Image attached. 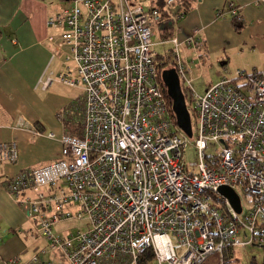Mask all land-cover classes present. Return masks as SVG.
<instances>
[{"label": "built area", "instance_id": "built-area-1", "mask_svg": "<svg viewBox=\"0 0 264 264\" xmlns=\"http://www.w3.org/2000/svg\"><path fill=\"white\" fill-rule=\"evenodd\" d=\"M132 1L70 0L48 17V26L63 30L49 39L63 62L40 84L82 87V134L64 132L59 159L19 171L6 189L60 253L56 264H140L146 250L153 259L141 264H207L213 254L217 264H228L235 247L264 243V70H237L235 79H220L199 95L172 38L171 67L188 84L197 116L192 141L170 116L152 41L153 26L176 0L162 8ZM226 9L239 14L234 3ZM196 33L186 40L192 49L199 47ZM56 118L62 122L63 113ZM16 127L39 135L23 117ZM191 141L197 159L185 162ZM17 157L16 141L0 142V162ZM222 185L236 193L239 187L251 207L245 212L241 203L236 212L218 191ZM65 219L83 220L86 228L54 232Z\"/></svg>", "mask_w": 264, "mask_h": 264}, {"label": "crops", "instance_id": "crops-1", "mask_svg": "<svg viewBox=\"0 0 264 264\" xmlns=\"http://www.w3.org/2000/svg\"><path fill=\"white\" fill-rule=\"evenodd\" d=\"M166 1L157 0L154 7L162 8ZM229 3L238 7L242 24L239 31L234 29L226 9ZM69 5L70 0H0V142L14 140L18 148L15 162H0V264H46L45 256L50 253L33 260L47 247L37 227L7 191L6 180L21 170L59 159V139L65 127L78 136L82 134L78 106L82 87L55 81L44 90L40 84L49 72L59 73L63 62V55L49 41L63 30L48 26L47 19ZM218 10H223V15L216 18ZM156 25L153 49L154 45H169L172 52L170 41L176 38L181 44L179 54L185 74L187 70L192 72L196 64L191 66L190 60L198 54H219L222 66L232 63L244 73L264 70V4L254 6L253 0H176ZM194 31L199 41L197 49L186 45ZM60 112L64 115L62 122L56 118ZM19 117L32 124L39 135L31 127H16ZM50 133L54 137L50 138ZM217 260L212 255L207 264Z\"/></svg>", "mask_w": 264, "mask_h": 264}, {"label": "rangeland", "instance_id": "rangeland-1", "mask_svg": "<svg viewBox=\"0 0 264 264\" xmlns=\"http://www.w3.org/2000/svg\"><path fill=\"white\" fill-rule=\"evenodd\" d=\"M157 0H137L134 2V5H141L142 7H146V4H152L155 6ZM158 25L153 26L154 28ZM155 40L154 37H152ZM169 45L162 46H155L154 50L158 52V55L164 60H169L170 62L174 60L173 53L168 49ZM167 50V51H165ZM65 52H68L65 49ZM219 54H198L196 59H191L192 61L191 66L192 72L190 73L189 70L186 71L187 79L191 80V87L192 89L199 95H202L204 91L207 89L209 84H214L218 80H220V75L222 77H227L230 79L236 78V71L240 70V68L235 67L232 63L227 66H222L221 61L218 60ZM234 63V62H233ZM221 77V78H222ZM238 85L244 83V81L239 80L237 81ZM180 88L185 98V103L190 114L191 119V128H192V141L195 139L196 127H197V116L196 111L194 109L193 102L191 101L190 97V88L188 84L183 80L180 79ZM189 143L187 146L186 152L184 153V160L185 162L195 161L197 159L195 148L193 146V142ZM213 146L207 149V152L213 150ZM238 195L240 196L241 203L243 206V211H247L251 207V198L249 195L245 194L239 187H237ZM244 219V217L242 216ZM86 228L85 221L78 220V219H65L53 226L54 232L64 231L65 233L75 232L76 230H83ZM242 230H240L239 237H242ZM245 237V236H244ZM239 238L240 240H244L245 238ZM42 241L46 245L48 251L45 256V263L46 264H56L57 262H63L61 255L59 252H53L50 249L49 242L42 236ZM180 251V249H179ZM234 257L232 264H260L263 255V249L261 246L258 245H246L245 247L237 246L234 249ZM216 255V254H213ZM217 256V255H216ZM49 257V258H48ZM211 257V256H210ZM218 257V256H217ZM213 258H211L212 261ZM218 262V260L216 261ZM214 264H217V263ZM155 264V263H152Z\"/></svg>", "mask_w": 264, "mask_h": 264}, {"label": "water", "instance_id": "water-1", "mask_svg": "<svg viewBox=\"0 0 264 264\" xmlns=\"http://www.w3.org/2000/svg\"><path fill=\"white\" fill-rule=\"evenodd\" d=\"M161 81L165 87L166 94L171 101V110L175 122L180 131L188 137L192 136L191 119L188 112L184 95L180 88V80L174 68H167L161 72ZM218 191L225 196L236 212L241 211L240 196L229 186L222 185Z\"/></svg>", "mask_w": 264, "mask_h": 264}, {"label": "trees", "instance_id": "trees-1", "mask_svg": "<svg viewBox=\"0 0 264 264\" xmlns=\"http://www.w3.org/2000/svg\"><path fill=\"white\" fill-rule=\"evenodd\" d=\"M231 18V21H232V25H233V27H234V29L236 30V31H239L240 29H241V27H242V24H241V22H240V16H239V14L237 15V16H231L230 17ZM174 64V62L172 61V62H170L169 60H166V59H162L159 55H158V68H159V71L160 72H162V70H164V69H167V68H172L171 66ZM160 81H161V79H160ZM164 86V85H163ZM165 88V87H164ZM165 93H166V91H165ZM166 97H167V100H168V105L170 106V113H171V118H172V120H173V122L175 121V118H174V115H173V113L171 112V101H170V99L168 98V96H167V94H166ZM175 123V122H174ZM65 132L66 133H72V132H70L66 127H65ZM77 135V134H76ZM7 181V180H6ZM34 224V223H33ZM35 225V224H34ZM36 226V225H35ZM59 233H62V232H64V231H58ZM250 245H258V246H261L262 247V249H263V255H262V260H261V263L260 264H264V243L263 244H260V243H257V242H253L252 244H250ZM44 250H46V252L48 251V249H44ZM43 255V254H42ZM152 254H151V251L150 250H146L145 251V253H144V256H143V258H141V261H140V264L141 263H144V261L145 260H152L153 258H152V256H151ZM233 257H234V252H233V255H232V257H230V258H227L226 259V262L228 263V264H232V259H233Z\"/></svg>", "mask_w": 264, "mask_h": 264}]
</instances>
